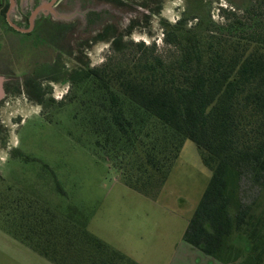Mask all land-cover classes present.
Wrapping results in <instances>:
<instances>
[{
	"label": "trees",
	"instance_id": "trees-1",
	"mask_svg": "<svg viewBox=\"0 0 264 264\" xmlns=\"http://www.w3.org/2000/svg\"><path fill=\"white\" fill-rule=\"evenodd\" d=\"M161 28L163 49L131 42L87 67L52 108L74 104L82 144L154 200L193 141L211 176L180 249L198 252L192 264H264V0L218 18L192 10ZM0 225L53 264H141L72 204L1 190Z\"/></svg>",
	"mask_w": 264,
	"mask_h": 264
},
{
	"label": "rangeland",
	"instance_id": "rangeland-1",
	"mask_svg": "<svg viewBox=\"0 0 264 264\" xmlns=\"http://www.w3.org/2000/svg\"><path fill=\"white\" fill-rule=\"evenodd\" d=\"M173 5L165 11L166 17L178 15ZM151 29L163 49L160 27L153 24ZM154 38L135 35L137 40ZM103 59L92 60L98 65ZM62 92L55 101L64 100L67 94ZM75 109L74 104H65L42 116L39 108L19 107L25 122L12 123L8 146L0 147V191L10 188L50 206L78 207L89 218L92 233L141 264H180L181 260L192 264L198 252L180 249L183 233L211 176L197 145L184 142L158 198L150 199L129 188L115 169L82 144L85 138L72 117ZM10 151L34 160L14 159ZM0 264L53 263L0 225Z\"/></svg>",
	"mask_w": 264,
	"mask_h": 264
},
{
	"label": "flooded vegetation",
	"instance_id": "flooded-vegetation-1",
	"mask_svg": "<svg viewBox=\"0 0 264 264\" xmlns=\"http://www.w3.org/2000/svg\"><path fill=\"white\" fill-rule=\"evenodd\" d=\"M244 2L0 0V147L8 146L13 126L25 122L20 106L39 108L40 115H45L59 92L67 94L77 76L97 65L93 58L116 56L133 41L148 44L150 41L137 40L135 35L154 38L153 24L162 31L163 22L177 23L189 11L210 9L213 17H219L222 9L240 7ZM170 4L177 9L175 18L165 16ZM65 5L67 10L79 7L78 19L56 21L51 17L52 9ZM107 15L114 21H107Z\"/></svg>",
	"mask_w": 264,
	"mask_h": 264
},
{
	"label": "water",
	"instance_id": "water-1",
	"mask_svg": "<svg viewBox=\"0 0 264 264\" xmlns=\"http://www.w3.org/2000/svg\"><path fill=\"white\" fill-rule=\"evenodd\" d=\"M78 4V2H77ZM73 6L72 4H70V7ZM98 6H101V3L98 4ZM65 6H61V7H56L54 9L51 10V17L56 20V21H68L71 18H77L78 16L76 15V13L79 12V7H74V8H70V10L64 9ZM134 14H137V11H134ZM74 16V17H73ZM105 19L107 21H114V17H110V16H106Z\"/></svg>",
	"mask_w": 264,
	"mask_h": 264
}]
</instances>
